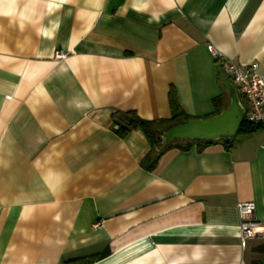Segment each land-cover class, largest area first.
<instances>
[{
  "label": "crops",
  "instance_id": "crops-1",
  "mask_svg": "<svg viewBox=\"0 0 264 264\" xmlns=\"http://www.w3.org/2000/svg\"><path fill=\"white\" fill-rule=\"evenodd\" d=\"M215 52L264 73V0H0V264H264L260 127L151 171L144 134L116 133L168 121L170 91L197 119L228 102Z\"/></svg>",
  "mask_w": 264,
  "mask_h": 264
},
{
  "label": "built area",
  "instance_id": "built-area-1",
  "mask_svg": "<svg viewBox=\"0 0 264 264\" xmlns=\"http://www.w3.org/2000/svg\"><path fill=\"white\" fill-rule=\"evenodd\" d=\"M54 58L60 60L64 55L60 51H55ZM214 58L219 64V71L233 84L245 102V119L259 126L264 133V73L259 72L257 63L237 65L216 52ZM236 209L240 220L241 241L258 237L261 234V227L253 218L254 204L238 203Z\"/></svg>",
  "mask_w": 264,
  "mask_h": 264
},
{
  "label": "trees",
  "instance_id": "trees-1",
  "mask_svg": "<svg viewBox=\"0 0 264 264\" xmlns=\"http://www.w3.org/2000/svg\"><path fill=\"white\" fill-rule=\"evenodd\" d=\"M169 103H170V109H171L172 115L168 121H165V120L146 121V120L139 118L134 112H126V113H123L122 115V119L125 122V124L119 125L118 129L116 130V133L121 137L125 136L130 130H135V129L140 130L144 134L151 148L150 155L151 153L155 155V157L151 159L150 155L148 154V156L145 159L148 164L147 169L150 171L154 169L157 161L159 160L163 152L169 148L176 147V148H179L185 151V150H188L193 144H196V148L198 149V151H201L207 145L215 143V142H202V141H197V140L184 141V142L173 143L172 145H169L165 148H161L162 138L159 134L160 130H162L164 127L174 122L186 121L189 119H197L194 117H189L183 113V111L180 109L178 105V102L176 100V97L173 91H170ZM227 103H228L227 101L223 103V101L221 100V97L213 99L212 104L214 107V113L210 116L218 114L221 110H223L227 106ZM258 128L259 126L253 125L252 123L244 119L242 123L240 124V126L238 127L236 133L246 134ZM230 140L221 141V143L228 144ZM108 254H109V251L105 250L101 254L94 255L88 258L67 261L64 264H93L94 262H97L105 258Z\"/></svg>",
  "mask_w": 264,
  "mask_h": 264
},
{
  "label": "water",
  "instance_id": "water-1",
  "mask_svg": "<svg viewBox=\"0 0 264 264\" xmlns=\"http://www.w3.org/2000/svg\"><path fill=\"white\" fill-rule=\"evenodd\" d=\"M220 84L226 92L227 106L218 114L207 118L189 119L167 125L159 131L162 138L161 148L184 141H227L235 135L244 120L246 110L236 88L222 73Z\"/></svg>",
  "mask_w": 264,
  "mask_h": 264
},
{
  "label": "rangeland",
  "instance_id": "rangeland-1",
  "mask_svg": "<svg viewBox=\"0 0 264 264\" xmlns=\"http://www.w3.org/2000/svg\"><path fill=\"white\" fill-rule=\"evenodd\" d=\"M242 102L245 104V102L242 100Z\"/></svg>",
  "mask_w": 264,
  "mask_h": 264
}]
</instances>
